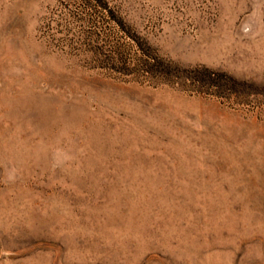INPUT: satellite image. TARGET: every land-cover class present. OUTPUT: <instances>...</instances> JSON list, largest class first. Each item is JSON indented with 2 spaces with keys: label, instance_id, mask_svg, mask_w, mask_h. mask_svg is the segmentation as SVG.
I'll return each mask as SVG.
<instances>
[{
  "label": "rangeland",
  "instance_id": "obj_1",
  "mask_svg": "<svg viewBox=\"0 0 264 264\" xmlns=\"http://www.w3.org/2000/svg\"><path fill=\"white\" fill-rule=\"evenodd\" d=\"M0 264H264V0H0Z\"/></svg>",
  "mask_w": 264,
  "mask_h": 264
}]
</instances>
